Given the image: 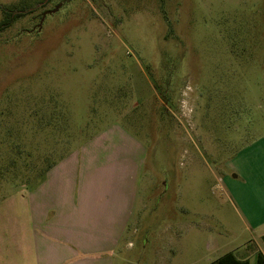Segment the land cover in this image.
<instances>
[{"label":"rangeland","instance_id":"374dc122","mask_svg":"<svg viewBox=\"0 0 264 264\" xmlns=\"http://www.w3.org/2000/svg\"><path fill=\"white\" fill-rule=\"evenodd\" d=\"M22 10L0 32V202L116 126L144 149L116 264L244 246L233 188L264 170V0H0V21Z\"/></svg>","mask_w":264,"mask_h":264},{"label":"crops","instance_id":"0c3cea01","mask_svg":"<svg viewBox=\"0 0 264 264\" xmlns=\"http://www.w3.org/2000/svg\"><path fill=\"white\" fill-rule=\"evenodd\" d=\"M143 172L137 140L116 126L96 136L0 202V264H116ZM253 177L256 183L233 188L248 242L223 256L264 264V170Z\"/></svg>","mask_w":264,"mask_h":264},{"label":"trees","instance_id":"16d2710c","mask_svg":"<svg viewBox=\"0 0 264 264\" xmlns=\"http://www.w3.org/2000/svg\"><path fill=\"white\" fill-rule=\"evenodd\" d=\"M26 15L25 13V10H22V11H16V12H9L6 14L5 18L0 21V32L6 30L7 28H9L10 26H12V24L24 17ZM52 167L49 166V168L47 169V171ZM220 264H249L247 261H239L235 258V256L231 253L223 256L221 259H220Z\"/></svg>","mask_w":264,"mask_h":264},{"label":"water","instance_id":"95a60500","mask_svg":"<svg viewBox=\"0 0 264 264\" xmlns=\"http://www.w3.org/2000/svg\"><path fill=\"white\" fill-rule=\"evenodd\" d=\"M59 8H57V10H58Z\"/></svg>","mask_w":264,"mask_h":264}]
</instances>
